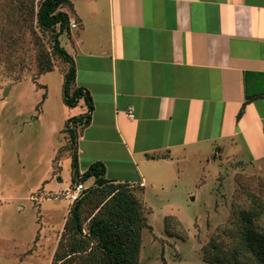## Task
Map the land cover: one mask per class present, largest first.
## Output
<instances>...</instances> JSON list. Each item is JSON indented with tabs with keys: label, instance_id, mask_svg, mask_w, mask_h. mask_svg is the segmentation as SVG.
I'll return each mask as SVG.
<instances>
[{
	"label": "crops",
	"instance_id": "crops-1",
	"mask_svg": "<svg viewBox=\"0 0 264 264\" xmlns=\"http://www.w3.org/2000/svg\"><path fill=\"white\" fill-rule=\"evenodd\" d=\"M70 1L65 47L94 103L81 173L102 162L146 192L194 145L264 155V0Z\"/></svg>",
	"mask_w": 264,
	"mask_h": 264
},
{
	"label": "rangeland",
	"instance_id": "rangeland-1",
	"mask_svg": "<svg viewBox=\"0 0 264 264\" xmlns=\"http://www.w3.org/2000/svg\"><path fill=\"white\" fill-rule=\"evenodd\" d=\"M28 3L0 0V264H55L72 208L62 194L73 183L65 124L83 112L64 106L59 70L38 74ZM205 149L194 145L188 163L175 157L174 174L151 171L140 264H206L204 246L221 227L239 225L237 206L264 201V155ZM168 216L181 238L166 235Z\"/></svg>",
	"mask_w": 264,
	"mask_h": 264
},
{
	"label": "trees",
	"instance_id": "trees-1",
	"mask_svg": "<svg viewBox=\"0 0 264 264\" xmlns=\"http://www.w3.org/2000/svg\"><path fill=\"white\" fill-rule=\"evenodd\" d=\"M27 6L38 74L59 70L64 105L72 109L83 105L86 109L65 124L70 134L72 182L94 181L85 195L72 204L55 252V264H75L78 260L83 264H140L143 231L151 229L144 207L145 188L108 179L102 162H95L84 173L80 170L78 138L92 121L94 103L90 92L77 85L76 63L62 43L64 36L72 35L73 4L70 0H29ZM237 209L241 215L239 225L221 227L204 246L202 259L206 264H264V201L253 200L248 207ZM174 218H165V233L179 239L170 231Z\"/></svg>",
	"mask_w": 264,
	"mask_h": 264
},
{
	"label": "built area",
	"instance_id": "built-area-1",
	"mask_svg": "<svg viewBox=\"0 0 264 264\" xmlns=\"http://www.w3.org/2000/svg\"><path fill=\"white\" fill-rule=\"evenodd\" d=\"M72 27H77L76 21H72ZM128 115L130 117H133V112L130 109L128 112ZM89 187L85 186L82 182L79 183H72L69 187H67L63 191V196L65 199H68L71 204L78 201L80 198H82L85 195V192L87 191Z\"/></svg>",
	"mask_w": 264,
	"mask_h": 264
}]
</instances>
